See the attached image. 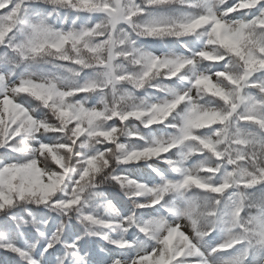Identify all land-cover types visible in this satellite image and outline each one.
I'll return each mask as SVG.
<instances>
[{"label":"snow or ice","instance_id":"1","mask_svg":"<svg viewBox=\"0 0 264 264\" xmlns=\"http://www.w3.org/2000/svg\"><path fill=\"white\" fill-rule=\"evenodd\" d=\"M4 264H264V0H0Z\"/></svg>","mask_w":264,"mask_h":264},{"label":"trees","instance_id":"2","mask_svg":"<svg viewBox=\"0 0 264 264\" xmlns=\"http://www.w3.org/2000/svg\"><path fill=\"white\" fill-rule=\"evenodd\" d=\"M7 257L5 256L4 253L0 252V264H4V260L6 259Z\"/></svg>","mask_w":264,"mask_h":264}]
</instances>
